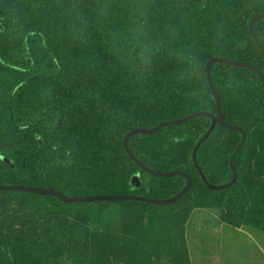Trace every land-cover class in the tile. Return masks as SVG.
Here are the masks:
<instances>
[{
	"label": "trees",
	"instance_id": "obj_1",
	"mask_svg": "<svg viewBox=\"0 0 264 264\" xmlns=\"http://www.w3.org/2000/svg\"><path fill=\"white\" fill-rule=\"evenodd\" d=\"M264 0H0V185L68 197L167 199L183 176L142 170L122 139L194 112L215 114L211 58L264 78ZM224 117L128 139L148 168L179 170L187 192L168 205L65 203L0 190V264H192L186 223L214 209L234 229L264 233V91L247 66L212 63ZM232 166V153L238 143ZM2 158L7 159L8 163ZM138 175V186L130 183Z\"/></svg>",
	"mask_w": 264,
	"mask_h": 264
},
{
	"label": "rangeland",
	"instance_id": "obj_2",
	"mask_svg": "<svg viewBox=\"0 0 264 264\" xmlns=\"http://www.w3.org/2000/svg\"><path fill=\"white\" fill-rule=\"evenodd\" d=\"M185 236L192 264H264V233L224 225L214 209L193 210Z\"/></svg>",
	"mask_w": 264,
	"mask_h": 264
},
{
	"label": "water",
	"instance_id": "obj_3",
	"mask_svg": "<svg viewBox=\"0 0 264 264\" xmlns=\"http://www.w3.org/2000/svg\"><path fill=\"white\" fill-rule=\"evenodd\" d=\"M261 17H264V12H261V13H257L255 15H253V17L250 19V22H249V32H250V35L252 36L254 42L256 43V45L259 47V44L253 34V31H252V24L253 22L258 19V18H261ZM262 56L264 57V53L262 52V50H260ZM226 63V64H231V65H238V66H247L249 67L250 69L254 70L260 77L261 79V82H262V86H263V91H264V78L262 76V74L256 70L254 67L252 66H249L247 64H244V63H240V62H236V61H233V60H229V59H223V58H211L210 60L207 61L206 65H205V74H206V79H207V82L209 84V87L212 91V94H213V97L215 99V103H216V111H215V114H211V113H207V112H194V113H191L189 115H186L182 118H179V119H176V120H171V121H166V122H161V123H158L157 125L151 127V128H133L131 129L130 131H128L127 133H125L123 139H122V146L125 150V152L128 154V156L142 169L144 170L145 172L151 174V175H154V176H159V177H170V176H175V175H180V176H183L186 180V183L184 185V187L178 192L176 193L175 195H173L172 197L170 198H167V199H151V198H146V197H141V196H136V195H93V196H79V197H68V196H65L51 188H39V187H32V186H23V185H0V190H15V191H23V192H30V193H36L38 195H47V196H52V197H55L57 198L58 200L62 201V202H65V203H76V202H91V201H119V200H132V201H140V202H146V203H151V204H155V205H168V204H171L173 202H175L176 200H178L182 195H184L187 190L189 189V187L191 186V179L190 177L185 174L184 172L182 171H179V170H174V171H168V172H161V171H155V170H152L150 168H148L147 166H145L144 164H142L134 155L133 153L130 151L129 147H128V139L137 134V133H147V134H150V133H153L155 132L156 130H158L159 128H162L164 126H172V125H176V124H179V123H182V122H185L195 116H199V115H202V116H207L209 117L211 120H212V123L210 125V127L208 128V130L205 132V134L201 137V139L198 141V143L194 146L193 148V152H192V160H194V155H195V151L197 149V147L199 146V144L207 137V135L209 134V132L211 131L212 127L215 125V124H222L223 121H224V117H223V114L221 112V109H220V104H219V98L215 92V90L213 89V86L211 85V81H210V76H209V68H210V65L212 63ZM242 139L241 141L238 143V145L236 146V148L234 149L233 153H232V156H231V159H230V165H231V168H232V171L234 173V176H233V179L224 184V185H221V186H216V187H213V186H210L205 178L203 177L202 173L200 172V170L198 169L199 171V174H200V177L202 179V181L204 182V184L209 187V188H215V189H220V188H224V187H227L229 185H231L232 183L235 182V178H236V173H235V170L232 166V159L236 153V151L239 149V147L241 146L243 140H244V133H242ZM4 161H7V159L5 158H2ZM130 183L132 185H135V186H138V175L135 174L131 177V180H130Z\"/></svg>",
	"mask_w": 264,
	"mask_h": 264
}]
</instances>
